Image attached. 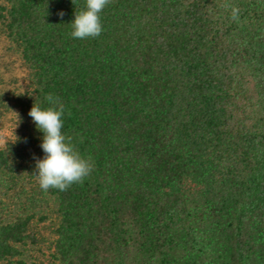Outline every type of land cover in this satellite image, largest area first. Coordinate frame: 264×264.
Segmentation results:
<instances>
[{
  "label": "trees",
  "instance_id": "1",
  "mask_svg": "<svg viewBox=\"0 0 264 264\" xmlns=\"http://www.w3.org/2000/svg\"><path fill=\"white\" fill-rule=\"evenodd\" d=\"M85 2L0 0L32 87L0 149V264H264V0H110L73 38ZM49 94L93 165L65 191L34 174Z\"/></svg>",
  "mask_w": 264,
  "mask_h": 264
},
{
  "label": "clouds",
  "instance_id": "2",
  "mask_svg": "<svg viewBox=\"0 0 264 264\" xmlns=\"http://www.w3.org/2000/svg\"><path fill=\"white\" fill-rule=\"evenodd\" d=\"M109 2L86 0L83 9L75 11L74 19L70 22L72 37H99L104 30L101 13ZM232 18H238V9H233ZM28 114L36 130L42 133L40 147L44 155L36 158L34 173L40 188L43 191L50 188L65 191L74 183H82L91 174L93 165L72 143L71 137L62 131L65 106L61 99L49 94L43 102H34Z\"/></svg>",
  "mask_w": 264,
  "mask_h": 264
},
{
  "label": "rangeland",
  "instance_id": "3",
  "mask_svg": "<svg viewBox=\"0 0 264 264\" xmlns=\"http://www.w3.org/2000/svg\"><path fill=\"white\" fill-rule=\"evenodd\" d=\"M26 66L21 52L9 41L0 26V149L11 148L22 136L21 106L17 104V97L31 90ZM0 187V199L10 203L15 199L5 193ZM26 196V195H25ZM53 206L46 208L51 216L50 221L40 225L44 238L51 239L53 223L56 214Z\"/></svg>",
  "mask_w": 264,
  "mask_h": 264
}]
</instances>
